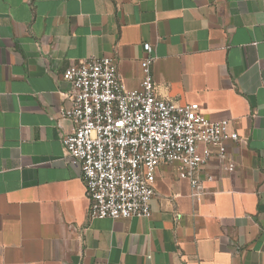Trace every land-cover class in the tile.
Wrapping results in <instances>:
<instances>
[{
	"label": "crops",
	"instance_id": "0c3cea01",
	"mask_svg": "<svg viewBox=\"0 0 264 264\" xmlns=\"http://www.w3.org/2000/svg\"><path fill=\"white\" fill-rule=\"evenodd\" d=\"M157 97L227 120L235 167L210 158L195 196L159 161L149 217L89 218L65 162V70L112 58ZM0 264H264V0H0Z\"/></svg>",
	"mask_w": 264,
	"mask_h": 264
},
{
	"label": "built area",
	"instance_id": "2783aa9c",
	"mask_svg": "<svg viewBox=\"0 0 264 264\" xmlns=\"http://www.w3.org/2000/svg\"><path fill=\"white\" fill-rule=\"evenodd\" d=\"M141 62L136 89L118 78L112 58L70 65L63 77L73 87L71 106L61 108L71 131L62 137L64 160L79 166L89 200L88 217H149L159 161L176 163L200 198L196 172L210 158L235 167L226 143L239 140L227 120H210L196 102L179 104L157 97L151 46Z\"/></svg>",
	"mask_w": 264,
	"mask_h": 264
}]
</instances>
